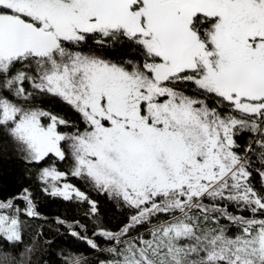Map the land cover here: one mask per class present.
<instances>
[{
	"label": "snow or ice",
	"instance_id": "1",
	"mask_svg": "<svg viewBox=\"0 0 264 264\" xmlns=\"http://www.w3.org/2000/svg\"><path fill=\"white\" fill-rule=\"evenodd\" d=\"M0 264H264V0H0Z\"/></svg>",
	"mask_w": 264,
	"mask_h": 264
}]
</instances>
